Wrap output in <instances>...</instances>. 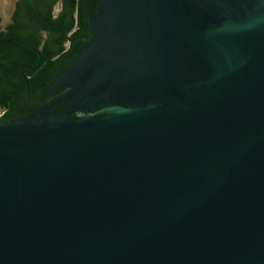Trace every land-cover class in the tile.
<instances>
[{"label":"water","instance_id":"1","mask_svg":"<svg viewBox=\"0 0 264 264\" xmlns=\"http://www.w3.org/2000/svg\"><path fill=\"white\" fill-rule=\"evenodd\" d=\"M89 32L0 117V264H264V0H99Z\"/></svg>","mask_w":264,"mask_h":264},{"label":"trees","instance_id":"2","mask_svg":"<svg viewBox=\"0 0 264 264\" xmlns=\"http://www.w3.org/2000/svg\"><path fill=\"white\" fill-rule=\"evenodd\" d=\"M98 1L17 2L13 24L8 27V32L0 30V107L4 109L1 117L18 119L34 115L35 111L25 98L26 85L21 68L36 66H26L23 70L30 84L31 101L42 102L47 98L45 89L84 47L83 41L76 43V40L91 39L87 25L96 15ZM58 2L61 3L60 10L55 15ZM43 31H48L45 38ZM69 105L70 102H61L49 113L62 114Z\"/></svg>","mask_w":264,"mask_h":264},{"label":"flooded vegetation","instance_id":"3","mask_svg":"<svg viewBox=\"0 0 264 264\" xmlns=\"http://www.w3.org/2000/svg\"><path fill=\"white\" fill-rule=\"evenodd\" d=\"M19 0H14V2H13V8H12V10H11V13H10V16L8 17V19L5 21V22H3L2 20V16L0 15V18H1V20H0V30L1 31H4V32H8V27L11 25V24H13V22H14V20H15V18H16V9H17V2H18ZM60 5H61V3L60 2H58L56 5H55V8H54V11H55V15H57L58 14V11L60 10ZM90 21V20H89ZM87 27H88V30H89V23H88V25H87ZM90 33V32H89ZM91 34V33H90ZM48 35V31H43L42 32V36H43V38H45L46 36ZM92 40V35H91V39L90 40H87V38H85V37H82V39L81 38H78L77 40H76V43H79L80 41H83V44H84V47L86 46V43H88V42H90ZM44 42V41H43ZM68 42H69V39H68ZM67 42V43H68ZM66 43V44H67ZM83 47V48H84ZM82 48V49H83ZM81 49V50H82ZM81 52V51H80ZM79 52V53H80ZM78 53V54H79ZM75 60V59H74ZM73 60V61H74ZM72 63V62H71ZM27 65H25V66H23L24 68L26 67ZM69 66V65H68ZM67 66V67H68ZM22 67V68H23ZM36 67V66H35ZM34 67V68H35ZM22 68H21V74H22ZM23 68V69H24ZM66 68V67H65ZM64 68V69H65ZM63 69V70H64ZM23 77V76H22ZM56 78V77H55ZM54 78V79H55ZM25 82V81H24ZM53 82V81H52ZM52 82H51V84H52ZM50 84V85H51ZM50 85L45 89V94L47 95V98L46 99H48L51 95H53V94H49L48 93V89H49V87H50ZM29 86H30V84H29ZM29 95H30V92H29ZM25 98H26V90H25ZM29 98H30V96H29ZM46 99H44L43 101H45ZM31 100V99H30ZM26 101L29 103V101H28V99L26 98ZM42 101V102H43ZM32 102V101H31ZM42 102H40V103H42ZM67 102V101H66ZM33 103V102H32ZM30 104V103H29ZM33 104H39V103H33ZM59 104V103H58ZM57 105V104H56ZM30 106L32 107V109L35 111V113L34 114H36L37 113V109L35 108V107H33L32 106V104H30ZM71 106H72V103L70 102V105H69V107H68V109L65 111V112H67L70 108H71ZM53 107V106H52ZM51 107V108H52ZM51 108L49 109V111L51 110ZM88 110V107H84L80 112L81 113H85L86 111ZM49 111H48V113H49ZM4 112V109L3 108H1L0 107V113H1V116H2V113ZM64 112V113H65ZM0 116V117H1Z\"/></svg>","mask_w":264,"mask_h":264},{"label":"rangeland","instance_id":"4","mask_svg":"<svg viewBox=\"0 0 264 264\" xmlns=\"http://www.w3.org/2000/svg\"><path fill=\"white\" fill-rule=\"evenodd\" d=\"M13 2L14 0H0V15L2 16L3 22L10 16Z\"/></svg>","mask_w":264,"mask_h":264},{"label":"built area","instance_id":"5","mask_svg":"<svg viewBox=\"0 0 264 264\" xmlns=\"http://www.w3.org/2000/svg\"><path fill=\"white\" fill-rule=\"evenodd\" d=\"M0 116H1V113H0Z\"/></svg>","mask_w":264,"mask_h":264}]
</instances>
